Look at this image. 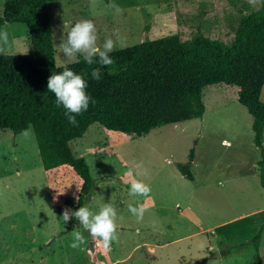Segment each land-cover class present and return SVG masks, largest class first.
<instances>
[{"label": "rangeland", "instance_id": "374dc122", "mask_svg": "<svg viewBox=\"0 0 264 264\" xmlns=\"http://www.w3.org/2000/svg\"><path fill=\"white\" fill-rule=\"evenodd\" d=\"M5 1L0 0V14ZM263 1L56 0L49 3L55 65L82 57L69 62L58 47L82 18L94 21L100 44L118 30L116 50L168 35L187 40L201 34L230 43L239 18ZM113 3L120 13L110 7ZM5 29L9 45L0 54L32 52L25 25L8 23ZM235 90L225 84L205 87L202 119L169 124L141 137L94 124L70 143L94 182L84 206L96 212L111 202L117 210L118 240L107 249L74 218L61 219L65 207L75 209L78 175L68 166L44 171L31 128L16 136L0 129V264H264L259 164L264 155L253 143L252 117L237 102ZM260 100L264 103V86ZM192 148L190 181L177 164L187 162ZM133 180L151 191L130 196ZM130 204L144 209L141 221L129 211ZM261 227L256 251L251 240ZM73 231L85 237L75 249L70 246ZM220 251L226 254L212 259Z\"/></svg>", "mask_w": 264, "mask_h": 264}, {"label": "trees", "instance_id": "16d2710c", "mask_svg": "<svg viewBox=\"0 0 264 264\" xmlns=\"http://www.w3.org/2000/svg\"><path fill=\"white\" fill-rule=\"evenodd\" d=\"M54 1L4 2L0 30L8 23L25 25L32 52L0 54V129L16 136L31 128L43 170L68 166L78 175L81 185L74 211L84 206L94 182L85 159L74 157L70 148L73 140L94 124L141 137L169 124L202 119V92L211 85L238 89L237 102L252 117L253 143L264 155V103L260 100L264 86V1L257 10L239 18L230 43L201 34L187 40L168 35L114 50L110 56L115 63L109 66L88 65L83 57L67 65L84 76L86 92L96 101L76 117V126L68 122L65 109L57 107L54 93L47 89L50 75L64 70V66L55 65L49 17V3ZM96 67L103 74L99 81L91 77ZM194 159L192 148L187 162L177 164L181 175L190 181L194 180L190 170ZM259 164L264 188V161ZM78 222L74 218V223ZM262 230L251 240L256 251Z\"/></svg>", "mask_w": 264, "mask_h": 264}, {"label": "clouds", "instance_id": "9594fccd", "mask_svg": "<svg viewBox=\"0 0 264 264\" xmlns=\"http://www.w3.org/2000/svg\"><path fill=\"white\" fill-rule=\"evenodd\" d=\"M110 7L120 13L122 10L119 5L113 3ZM113 36L116 38L113 39ZM121 40L118 30H113L112 34L106 37L102 44L98 43L97 28L91 19L82 18L76 21L67 32L66 39L59 43L58 47L67 61L76 60L77 56L83 57L88 65L99 64L101 67L109 66L115 63L110 56L116 50L117 42ZM9 45V33L0 30V50ZM115 74V73H110ZM100 67L93 68L91 77L97 81L102 78ZM87 81L82 74H77L71 68L64 66V70L59 73H52L48 78L47 89L54 93L57 107L63 106L65 116L70 124L76 126L78 121L76 117L87 111L90 102L96 101L86 92ZM27 135V133H25ZM142 165H137V168ZM151 191L150 186L140 180H133L129 189L130 196H143ZM129 211L141 221L144 215L142 207L129 205ZM72 218L79 221L80 227L86 230L93 241L99 239L107 249L111 244L118 240L117 235V210L113 203H103L98 211L93 212L87 206H81L73 211L67 207L64 208L61 219L64 223ZM72 248H79L85 243V237L80 231H73Z\"/></svg>", "mask_w": 264, "mask_h": 264}, {"label": "water", "instance_id": "95a60500", "mask_svg": "<svg viewBox=\"0 0 264 264\" xmlns=\"http://www.w3.org/2000/svg\"><path fill=\"white\" fill-rule=\"evenodd\" d=\"M225 254H226L225 251H220V252L215 253V254L212 256V258H213V259H219V258H221L222 256H224Z\"/></svg>", "mask_w": 264, "mask_h": 264}, {"label": "crops", "instance_id": "0c3cea01", "mask_svg": "<svg viewBox=\"0 0 264 264\" xmlns=\"http://www.w3.org/2000/svg\"><path fill=\"white\" fill-rule=\"evenodd\" d=\"M236 91L238 92V89H237V90H235V92H236ZM193 162H194V161H193ZM192 164H193V163H192ZM191 166H192V165H191ZM190 168H191V167H190ZM212 259H213V258H212Z\"/></svg>", "mask_w": 264, "mask_h": 264}]
</instances>
